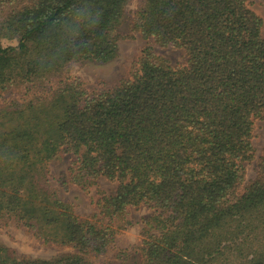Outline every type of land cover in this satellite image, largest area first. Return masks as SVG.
<instances>
[{"label": "trees", "instance_id": "obj_1", "mask_svg": "<svg viewBox=\"0 0 264 264\" xmlns=\"http://www.w3.org/2000/svg\"><path fill=\"white\" fill-rule=\"evenodd\" d=\"M130 1L87 0L99 25L57 58L60 25L84 0H0V221L69 249L44 259L0 244V264H264V146L255 157L252 145L262 18L248 0H137L131 30L181 49L183 62L145 46L127 76L87 89L69 67L115 58ZM60 154L72 157L69 182L114 185L97 190L96 213L77 215L51 186ZM139 205L153 209L140 246L96 261Z\"/></svg>", "mask_w": 264, "mask_h": 264}, {"label": "rangeland", "instance_id": "obj_2", "mask_svg": "<svg viewBox=\"0 0 264 264\" xmlns=\"http://www.w3.org/2000/svg\"><path fill=\"white\" fill-rule=\"evenodd\" d=\"M250 8L258 14L262 20L261 35L264 38V0H248ZM137 0H131L125 7L123 18L117 27V32L124 35L118 41V51L115 58L107 63L77 62L69 67V75L79 78L87 89H99L100 87H110L120 78L128 75L130 66L139 56L143 47L149 46L157 55L168 60L171 65L181 64L184 54L181 49L172 46L161 47L150 38H142L139 33L132 31L130 19L132 11L135 9ZM18 91H8L5 97H18ZM252 145L255 157L264 146V113L261 119L254 121ZM71 156L60 154L49 163V171L52 176L51 186L56 189L58 195L65 201L71 203L77 215L85 217L97 212L94 201L97 197V190L111 191L113 184L103 178L97 179V184L85 190L81 186L68 181V165ZM245 180L251 179L255 174V160L245 164ZM153 209L147 205L129 207L127 216L129 223L126 228L118 233L107 251L100 255L96 261L119 262L115 258L117 251L130 253L141 244L143 235V221ZM0 244L6 246L10 251L20 257L31 258H52L64 252L67 248L55 244H45L35 238L33 234L23 226L14 221H0ZM92 258V257H91Z\"/></svg>", "mask_w": 264, "mask_h": 264}, {"label": "clouds", "instance_id": "obj_3", "mask_svg": "<svg viewBox=\"0 0 264 264\" xmlns=\"http://www.w3.org/2000/svg\"><path fill=\"white\" fill-rule=\"evenodd\" d=\"M101 18L102 12L94 9L87 0H84L79 7L73 8L69 19L60 25V46L53 54L54 57L58 58L69 50H78L80 47L78 38L81 36L82 31L95 29ZM53 27L55 29V25Z\"/></svg>", "mask_w": 264, "mask_h": 264}]
</instances>
